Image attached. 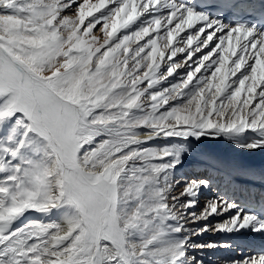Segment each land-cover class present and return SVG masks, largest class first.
<instances>
[{
    "label": "snow or ice",
    "instance_id": "1",
    "mask_svg": "<svg viewBox=\"0 0 264 264\" xmlns=\"http://www.w3.org/2000/svg\"><path fill=\"white\" fill-rule=\"evenodd\" d=\"M246 132L260 138L239 148H264L255 26L179 0H0V264H203L191 250L231 245L192 237H264V216L201 202L210 180L170 181L172 153L147 147ZM222 264H264V251Z\"/></svg>",
    "mask_w": 264,
    "mask_h": 264
},
{
    "label": "bare ground",
    "instance_id": "2",
    "mask_svg": "<svg viewBox=\"0 0 264 264\" xmlns=\"http://www.w3.org/2000/svg\"><path fill=\"white\" fill-rule=\"evenodd\" d=\"M141 138L147 139V137ZM259 138L256 133L252 132L228 138L221 136L216 140L206 138L196 140L191 137L186 140L157 137L149 140L147 147L155 150H168L172 153L167 162L172 163L175 160L177 163L175 168L167 172L170 181L179 180L183 184L185 181L195 178H208L210 180V187L202 189V195L198 198L201 202L218 196L235 203L237 208H243L245 203L249 205L255 200H260L261 193L264 192V170L245 173L236 167L233 161L231 163L230 161L232 158L238 159L242 156L254 160H263L264 148L245 151L237 146L239 143L255 142ZM63 212L64 210L60 209L53 210L47 215L29 213L17 221V224L26 222V220L59 222L63 217ZM218 219L210 218L213 223ZM199 226L192 225L191 227L194 229ZM210 242L229 243L231 247L228 249L191 250V254L202 260L203 264H222L225 260L238 259L245 255L264 251V237L253 236L249 232L216 235L205 233L199 237H192L190 240V243Z\"/></svg>",
    "mask_w": 264,
    "mask_h": 264
},
{
    "label": "rangeland",
    "instance_id": "3",
    "mask_svg": "<svg viewBox=\"0 0 264 264\" xmlns=\"http://www.w3.org/2000/svg\"><path fill=\"white\" fill-rule=\"evenodd\" d=\"M29 213H32V214H37V213H35V212H29ZM29 213H26V214H29Z\"/></svg>",
    "mask_w": 264,
    "mask_h": 264
}]
</instances>
